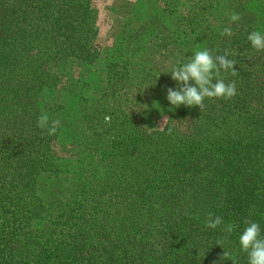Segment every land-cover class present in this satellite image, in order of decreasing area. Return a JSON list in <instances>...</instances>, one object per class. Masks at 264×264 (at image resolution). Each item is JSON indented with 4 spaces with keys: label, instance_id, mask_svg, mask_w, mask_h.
<instances>
[{
    "label": "trees",
    "instance_id": "obj_1",
    "mask_svg": "<svg viewBox=\"0 0 264 264\" xmlns=\"http://www.w3.org/2000/svg\"><path fill=\"white\" fill-rule=\"evenodd\" d=\"M135 7L137 29L88 91L69 67L102 61L92 0H0V264H233L224 251L248 264L245 221L264 237V51L247 39L264 33V0ZM205 48L234 53L237 74L216 78L237 94L175 108L169 71Z\"/></svg>",
    "mask_w": 264,
    "mask_h": 264
},
{
    "label": "clouds",
    "instance_id": "obj_2",
    "mask_svg": "<svg viewBox=\"0 0 264 264\" xmlns=\"http://www.w3.org/2000/svg\"><path fill=\"white\" fill-rule=\"evenodd\" d=\"M241 19L240 15L233 13L230 16L231 22ZM221 35H232V29L225 27ZM253 49L257 52L264 51V33L252 31L247 36ZM234 53L225 50L223 54L214 55L209 49L197 50L188 59L186 63L174 66L169 71L171 78L177 83V88H168L166 99L170 105L179 108L181 105L188 108L198 107L199 110L205 108V99H225L233 98L236 92V83L232 81L225 83L223 79L216 78L221 70L230 71L233 76L237 74L234 65L237 62L230 59L229 56ZM167 72V73H169ZM171 109V108H170ZM167 117H163V122L159 128L166 129ZM109 122L106 118V123ZM60 120L49 119L45 113L38 117L37 127L46 130L47 135L53 136L60 127ZM151 129V128H150ZM169 134L171 129H167ZM205 227L209 229H217L223 224V219L219 215L208 213L207 219L204 221ZM247 225L239 237L241 251L247 254L248 264H264V237H261V228L259 223L251 220L245 221ZM234 226L231 224L224 226V231L231 234ZM217 245L221 246V242L217 241ZM222 259H231L235 264V259L231 253H223Z\"/></svg>",
    "mask_w": 264,
    "mask_h": 264
},
{
    "label": "rangeland",
    "instance_id": "obj_3",
    "mask_svg": "<svg viewBox=\"0 0 264 264\" xmlns=\"http://www.w3.org/2000/svg\"><path fill=\"white\" fill-rule=\"evenodd\" d=\"M182 1L185 3H195L197 0ZM136 2L137 0H92L93 7L97 13V27L100 42L104 48L102 61L97 68L83 64H76L69 67L72 77L74 76L77 80L87 81L89 83L88 91L98 86L97 77L99 75L102 76L103 68H101V65L106 63L105 60L110 54L109 52L120 44L125 48L126 37L137 29L140 19H138L137 15L132 14L136 11ZM144 7L140 9L141 14L145 12ZM62 72L59 71L60 75ZM92 81H94L93 84ZM162 122L163 119L158 121L157 126H161ZM79 152L80 147H77L75 144L67 143L61 146V153L66 158L74 159L78 157Z\"/></svg>",
    "mask_w": 264,
    "mask_h": 264
}]
</instances>
